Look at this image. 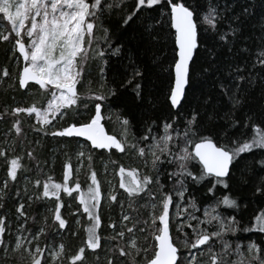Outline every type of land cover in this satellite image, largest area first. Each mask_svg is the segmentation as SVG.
<instances>
[{
  "label": "trees",
  "instance_id": "16d2710c",
  "mask_svg": "<svg viewBox=\"0 0 264 264\" xmlns=\"http://www.w3.org/2000/svg\"><path fill=\"white\" fill-rule=\"evenodd\" d=\"M109 2L111 3L112 0ZM117 2L119 3V0ZM212 3L234 6L226 14V19L217 25V30L227 32L231 23L232 27L239 25L240 32L234 42L226 44L220 41L215 32L210 31L205 35L201 29L207 28V25L198 24V40H202V43L196 50L190 67V83L185 93L187 103L182 102L183 111L179 117L175 116V112L179 110L171 109L167 99L170 85L174 82V72L170 66L177 58L175 30L170 27L168 9H162L160 6H154L152 9L143 7L133 16V20L125 25L123 21L134 11L136 0H123L118 7H113L110 13L100 17L98 26L107 29L111 43L109 48L108 41L102 39V33L95 32L96 36L101 37L99 47L105 50L104 59L108 61L107 65L103 66L105 75L101 76L102 65L98 60H89L84 65L83 88L77 85V90L82 96L107 95V99L101 102L102 116L105 117L102 123L110 135L115 134L117 139H121L120 121L126 118L130 121L129 143H133L135 141L132 138L139 140L146 124H152L154 121V130L159 129L162 134L165 121L171 122L175 119L177 125L183 128L187 126L186 121L191 118L193 112L207 129L217 131L221 128L227 129L233 141L237 138L250 139L255 134L256 127L264 129V68L257 63L260 58L259 53L264 51V0H212ZM187 4L192 5L201 14L205 11L204 0H187ZM245 8L249 9V13L242 15L240 21L232 22L231 17L242 13ZM220 10L223 11V8ZM0 25L3 28L10 27L5 20H0ZM116 48H120L119 55H113ZM23 66L24 61L15 51L14 43L11 40L0 41V116H3V119H0V150L5 153V156H0V192H2L0 216L6 217L5 225L11 232V238H14L18 226L24 223V219L17 211L19 205L23 204L28 230L24 235L44 228L47 235L41 236V244L47 243L48 246H55L57 249L63 244L64 252L60 256V264H72V257L87 242L86 230L91 225L88 214L83 212V205L79 203V196L81 192L87 194L88 186L91 184L90 174L94 170L101 191L98 209L101 225L97 230L101 247L95 250L85 248L87 264H108L109 261L112 264H129V257L120 256L118 249L123 248L125 252H129L130 238L133 236L142 250L149 249L150 258L154 244L153 225L150 223L153 210L150 206H145L149 201L144 194H141L142 198H130L125 190L119 187V166H124L126 169L141 168L140 159L135 153H121L116 149L110 152L95 150L88 143L76 138L52 136L51 131L60 130L70 122L66 116L62 118L56 114H49L48 119L51 123L45 126L37 122L35 113L29 115L24 112L13 115L16 107H31L33 103H36L41 111H45L47 102L52 99L51 95L46 90L40 89L38 85L31 87L30 90L19 86L17 77ZM137 66L145 72L146 80L141 77L133 79L132 74ZM237 67L243 71L236 73ZM4 68L9 72L7 77L2 75ZM237 74L245 77L251 74L255 82L249 84L246 80L233 83ZM130 79L131 84L128 83ZM137 82H141L142 89L147 83L148 89L147 92L142 90V98L139 99L133 91ZM221 83L231 88L239 84L241 91L237 95L242 101L239 107L233 108L228 99L231 91L225 95ZM110 89H115L116 94L110 95ZM94 103L96 101L90 100L89 111L82 110L84 116L94 114L91 112ZM226 113L229 115L225 116ZM209 116L214 118L209 119ZM233 120L238 122L234 128L231 126ZM16 122H19L22 129L19 134L13 127ZM37 129L43 130L37 131ZM226 141L227 138L221 134V142ZM228 143L231 147L232 143L230 141ZM81 146L85 152L91 153L92 161L89 166L85 158L84 169L76 174V162L79 159L77 154L82 150ZM5 157L7 161L14 157L21 158L22 170L18 171L15 181L8 176L10 163L6 162ZM261 159H264V149H254L253 152L244 153L240 157L236 170L232 173L234 180L231 196L237 199L241 208L239 211L224 206L219 209L222 215L235 216L239 222L240 230L235 235L229 234L227 237L234 244L247 246L251 242L260 244L264 240V233L244 231L253 227L255 217L264 212V196L256 191L261 185V179L264 178V169L259 165ZM69 162L72 164V173L67 181L68 187L75 188V183L79 182L80 192L73 191L69 196L61 191L59 202L54 196L44 197L45 183H65L64 177L68 171L66 165ZM195 167L198 169L199 165ZM174 169L175 166H171L168 171ZM145 171H150V168ZM165 179L162 177V182H165ZM5 181H8L7 189H3ZM37 181L40 182L39 185ZM207 183V181L200 185L190 183L185 197L186 201L189 196L195 199L197 206L200 207L196 215L201 219L204 218L203 209L213 203V200L206 195ZM171 184L172 181L167 180L165 190H168ZM110 194L116 195V201L109 200ZM224 194L229 193L218 186L217 195ZM58 203L63 204L60 213L67 221L66 227L59 230L56 227L58 221L54 219V211ZM155 211L158 214L159 208ZM120 213L128 215L131 219L122 225ZM170 217H172L171 234L176 242L178 234L174 227V209L170 210ZM143 221L149 223L145 225ZM113 224L116 225L115 229L111 227ZM125 224L127 227L135 224L134 233L125 232L123 238L118 237L117 231L123 229ZM141 228H146L147 231L141 232ZM211 230L209 228V231ZM185 232L191 233V229L185 228ZM180 235L182 239L183 236ZM114 236L116 239H112ZM5 239H9L7 232ZM180 251L187 253V249L182 246ZM192 251L197 253L195 249ZM23 252L22 249L15 253L8 264H30V261L24 258ZM45 255L47 256V253ZM136 259L139 264H143V251ZM204 259H207V256Z\"/></svg>",
  "mask_w": 264,
  "mask_h": 264
},
{
  "label": "snow or ice",
  "instance_id": "6c2138e0",
  "mask_svg": "<svg viewBox=\"0 0 264 264\" xmlns=\"http://www.w3.org/2000/svg\"><path fill=\"white\" fill-rule=\"evenodd\" d=\"M122 2L123 0H119V3ZM119 3L117 0H112L111 3L109 0H91V2L90 0H0V20H5L10 25L9 28H3L0 25V41L11 40L15 51L23 57L24 61L22 71L17 77L19 86L30 90L31 87L38 85L52 97L47 102L45 111H41L37 104L33 103L31 107H16L13 115L24 112L29 115L35 113L37 122L45 126L51 123L48 112L62 118L66 116L70 122L62 126L60 130L51 131L52 136L83 137L85 141L90 142V147L93 149H104L109 152L116 149L121 153H135L140 159L141 168L126 169L124 166H119V187L124 189L130 198H142L141 194H144L148 199L149 204L145 206H150L153 210L150 223L153 225L154 244L149 258V249L142 250L137 245L136 238L134 236L130 238L129 252H125L123 248L118 249L120 256L129 257V264H139L136 257L140 256L142 251L143 264H264V240L260 244L251 242L247 246L240 243L234 244L227 237L229 234L235 235L240 230L239 222L235 216L226 217L219 211L221 206L240 210L241 205L231 196L234 180L232 173L236 170V165L244 153H251L254 149H264V129L256 127L255 134L250 139L237 138L233 141L227 129L221 128L218 131L207 129L193 112L191 118L186 121V127L181 128L176 120L172 119L171 122H164L162 134H160L159 129L154 130L155 122L153 121L152 124L145 125L139 140L133 137L135 142L129 143L130 121L128 119L120 121L121 139L105 131L102 124L105 117L102 116L101 102L107 99V95L82 96L78 93L77 85L83 88L84 65L89 60H98L102 65L101 76L105 75L103 66H106L108 61L104 59L105 50L99 47L101 37L96 36L95 32L102 33V39L108 41L110 48L107 29L98 26L97 22L102 15L110 13L114 6L118 7ZM204 4L205 11L201 14L192 5L187 4V0H136L134 11L123 21L127 25L143 7L152 9L154 6H160L162 9H168L170 27L175 29L177 58L170 66L173 68L174 82L170 85L167 99L171 109L179 110L175 112L177 117L183 111L182 101L187 103L185 90L190 83V65L193 63L196 50L202 43V40H198V24L207 25V28L201 29L205 35L210 31L215 32L220 41L226 44L234 42L240 32L239 25L232 27L231 23H229V31L217 30V25L226 19V14L234 6L226 3L214 4L212 0H204ZM221 8L223 11L220 10ZM247 13L249 9L245 8L242 13L232 16L231 21H240L241 16ZM119 53L120 48H116L113 55H119ZM259 57L257 63L264 68V51L259 53ZM242 71L241 68H236V73ZM2 75L9 76L7 68L2 70ZM132 75L133 79L136 77L147 79L145 72L139 66L135 68ZM246 80L249 84L255 82L251 74L248 77L237 74L233 83ZM128 83L131 84L132 80L130 79ZM220 86L225 95L231 91L228 99L233 108L239 107L242 103L237 95L241 91L239 84H236L235 88L223 83ZM142 90L147 92V83L142 89L141 82H137L133 91L138 99L142 98ZM109 94L115 95V89H110ZM90 100L96 101L91 109L94 114L84 116L82 110L89 111ZM228 115L225 114V116ZM74 117H80V119H73ZM213 118L209 116V119ZM0 119H3V116H0ZM237 123L233 120L231 126L234 128ZM13 127L18 134L22 132L19 122H16ZM41 130L43 129H37V131ZM221 134L227 138L226 142H221ZM229 141L232 143L231 147H229ZM81 148L82 150L77 154L78 158H86L90 166L92 155L85 152L83 146ZM0 156H5L4 151L0 150ZM5 159L10 163L8 176L15 181L18 171L22 170L21 158L14 157L10 161H7V157ZM195 165H199V168L197 169ZM259 165L261 169H264V159L259 161ZM171 166H175V169L169 172L168 168ZM66 167L68 171L64 177L65 183H45L44 197L51 195L59 202L61 191L69 196L73 191L80 192L79 182L75 183V188L68 187L67 181L72 173V164L69 162ZM149 168L150 171H145ZM162 177L166 178L165 182H162ZM90 180L87 194L80 193L79 203L83 205V212L88 214L91 225L86 230L87 242L72 257V264L77 262L87 264L85 248L95 250L101 247L97 231L101 225L98 211L101 191L100 182L94 170L91 171ZM167 180H171L172 184L168 190H165ZM204 181L208 182L206 195L213 200V203L203 209L204 218L201 219L196 215L200 207L197 206L195 199L189 196L186 201L185 197L190 183L200 185ZM36 183L39 185L40 182ZM7 186L8 181H5L3 189H7ZM218 186L227 190L229 194L217 195ZM256 191L264 196V178L261 179V185ZM116 199L115 194H110V201H116ZM129 206L131 207V204ZM61 207L63 204L58 203L54 211L58 230L64 229L67 224V221L61 217ZM157 208H159L158 214L155 211ZM23 209L24 205L20 204L17 211L24 219V223L18 226L15 238H11V232L6 228V217L0 216V264H8L15 253L22 249L30 258V264H60L64 245L61 244L58 249L50 248L47 243L42 245L40 238L47 235L44 228L37 229L35 233L28 232V235L24 236L28 230ZM171 209L175 210L174 227L178 234L176 242L171 234ZM130 219L131 217L125 214L122 216V223ZM143 223L147 225L149 221H143ZM111 227L115 229L116 225L113 224ZM135 228V224L132 227H127L125 224L123 229L117 231V236L123 238L125 232L134 233ZM185 228L191 229V233L185 232ZM209 228L212 230L209 231ZM140 231L144 232L147 229L141 228ZM244 231L264 233V212L255 217L253 227ZM6 232L9 239H5ZM180 234L183 236L182 239ZM181 246L187 249L186 254L181 253ZM193 249L197 250V253H193ZM205 256L207 259H204ZM108 264L112 262L109 261Z\"/></svg>",
  "mask_w": 264,
  "mask_h": 264
},
{
  "label": "rangeland",
  "instance_id": "374dc122",
  "mask_svg": "<svg viewBox=\"0 0 264 264\" xmlns=\"http://www.w3.org/2000/svg\"><path fill=\"white\" fill-rule=\"evenodd\" d=\"M49 114H54V113H51V112H48V115ZM84 161H85V158H79L78 161L76 162L77 165H76V174H78L79 172H81L83 169H84ZM124 213H120V216H121V222H122V216H123ZM125 215V214H124ZM122 225L124 224L121 223ZM17 235V229H16V232H15V235H14V238L16 237ZM24 236H27V235H24ZM23 242V241H22ZM136 242H137V239H136ZM138 243V242H137ZM50 248L51 247H55V246H49ZM56 248V247H55ZM23 256L24 258L28 259V261H30V258L27 256V254L25 252H23Z\"/></svg>",
  "mask_w": 264,
  "mask_h": 264
},
{
  "label": "water",
  "instance_id": "95a60500",
  "mask_svg": "<svg viewBox=\"0 0 264 264\" xmlns=\"http://www.w3.org/2000/svg\"><path fill=\"white\" fill-rule=\"evenodd\" d=\"M175 30V29H174ZM19 54V53H18ZM20 55V54H19ZM20 57L22 58V60H23V57L20 55ZM190 67H191V65H190ZM32 83H34V82H32ZM186 90H187V88H186ZM186 90H185V93H186ZM183 102V101H182ZM175 110H177V109H175ZM103 124V123H102ZM104 126V125H103ZM105 128V127H104ZM105 131L107 132V130L105 129ZM107 134H109L108 132H107ZM110 135V134H109ZM69 138H76V139H79V140H81V141H83V142H86V143H88L89 145H90V142H88V141H85V139L83 138V137H69ZM95 150H104V149H95ZM113 150V149H112ZM105 151H108V150H105ZM202 247H204V246H202Z\"/></svg>",
  "mask_w": 264,
  "mask_h": 264
}]
</instances>
